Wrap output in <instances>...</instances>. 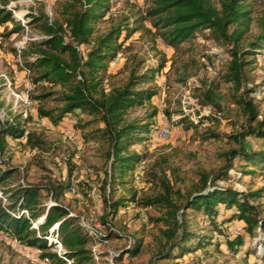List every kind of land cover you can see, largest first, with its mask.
I'll use <instances>...</instances> for the list:
<instances>
[{
	"label": "trees",
	"instance_id": "obj_1",
	"mask_svg": "<svg viewBox=\"0 0 264 264\" xmlns=\"http://www.w3.org/2000/svg\"><path fill=\"white\" fill-rule=\"evenodd\" d=\"M5 1L0 2V26L13 22L9 32L15 33L21 27L5 6ZM251 2L218 0L215 4L213 0H151L143 13L130 20L126 15L97 35L93 33V23L108 11L110 0H56L57 16L52 19L42 10L26 14L30 23L36 22L42 32L32 55L23 63L30 70L33 87L37 84L60 85L59 89L45 87L38 93H30L35 103L56 92L60 101L51 107L37 103L34 113L54 121L79 113L90 115L78 124L83 128L95 121L92 130L106 144L108 171L102 188L105 191L107 187L102 198L105 236L116 237L117 234L104 219L113 217L127 203L155 207L159 211L158 216L151 218L157 230L154 236L157 243L155 259L165 260L164 264H177L174 261L179 257L208 244L216 247L223 244L235 253L243 244L245 235L252 236L255 230L262 248L259 258L264 264V217L258 201L264 196V184L254 189L237 190L216 183L228 180L233 159L238 162L236 167L240 174L251 177L258 172L264 176V142L252 146L243 141L248 136L264 139V114L259 113L257 104L248 95L255 85H246L254 55L264 48V11L253 15ZM145 19L149 25H144ZM253 20L255 31L250 30ZM138 29L150 33L153 42L159 37L171 48H177L182 41L201 30H207L204 33L206 38L227 44L228 59L224 68L218 70L215 79H201L191 86V99L182 105L177 121L189 129L206 121L217 123L224 120L226 117L219 103V84L228 82L244 116V123L233 135L238 146L225 154L227 161L222 169L210 176L201 172L199 182L184 191L174 186L165 168L159 164L156 168L151 164L148 170L150 193L139 197L124 186L125 177L133 173L138 160L144 157L130 150V146L140 143L151 133V117L156 111L153 107L147 117L129 118L128 108L134 104L151 103L156 88L149 83L164 66L165 55L162 54L155 65H143V59L133 54V62L125 64L127 73L120 84L106 89L101 83L105 79L106 61ZM81 44L86 46L84 51L75 47ZM215 55V52L201 54L208 60ZM188 74L180 73L176 80L184 82ZM260 83L264 84V76ZM13 120L14 123L0 121V157L8 138L19 140L23 136L29 148L41 147L43 143L39 134L23 126L28 118L22 119L14 113ZM209 133L217 136L211 129ZM15 172V166L0 167V232L16 239L25 248L37 250L38 258L46 264H67L66 259L70 264H96L90 249L91 239L79 224L78 215H68L69 209L62 202L67 185L60 180L46 184H12ZM117 186L130 191V195L113 196ZM44 197L52 203H43ZM22 209L27 210V217L21 213ZM195 212L203 213L204 218L201 219L203 223L193 227L189 215ZM38 218L36 228L32 227L31 222ZM231 221L240 225V231L223 236L220 242L212 241V232L220 234L221 225ZM52 238L60 244L59 254L51 250L57 244ZM141 242V238H134L122 246L112 260L137 255ZM112 260L103 264H113Z\"/></svg>",
	"mask_w": 264,
	"mask_h": 264
},
{
	"label": "rangeland",
	"instance_id": "obj_2",
	"mask_svg": "<svg viewBox=\"0 0 264 264\" xmlns=\"http://www.w3.org/2000/svg\"><path fill=\"white\" fill-rule=\"evenodd\" d=\"M218 4V0H213ZM1 2V0H0ZM151 0H110L108 11L93 23L94 35L104 32L109 26L123 20L128 16L129 20L135 15L143 13ZM5 6L10 10L13 8L18 16L24 17L29 12L36 13L42 10L49 19L57 16L58 8L56 0H6ZM252 14L256 15L264 11V0H252L250 3ZM19 21V18H16ZM12 23H5L0 26V71L6 74L12 70H21L16 61L14 43L20 39L24 32L17 29V32H9ZM144 25H149L147 19ZM30 31L27 32L26 41L19 53V60L23 65L29 59L38 41L32 36L42 33L36 22H31ZM251 31H255L254 20L251 22ZM207 30L197 31L190 38L182 41L177 48L164 49V42L156 37L152 41L150 33L138 29L122 43L119 51L106 61L104 81L101 85L106 89L113 84H120L127 73V65L133 62L132 55L143 59V65H155L162 54L166 61L149 84L156 88V93L151 98V103L134 104L128 108L129 118L147 117V113L155 108L151 117L152 130L140 143L130 146L143 154L144 167L139 180L134 179V171L125 177V188H131L136 196H142L151 192L148 183V170L151 164L155 168L159 165L165 168L171 182L175 187L184 191L195 183L199 182L201 172L212 174L222 169L227 161L225 155L230 149H236L237 141L233 137L244 123V116L232 93L228 82H220L219 103L225 114V119L217 123L203 122L196 128L185 129L178 121L179 111L185 101L191 98V86L199 83L201 79L216 78L218 70L224 68L228 59L226 51L227 44L222 41H213L205 37ZM129 43V44H128ZM154 44V46H152ZM86 46L81 44L80 49L84 51ZM215 52L216 55L208 60L202 58V53ZM189 73L184 82L176 80L180 73ZM264 76V48L254 55L253 61L248 70L247 86L255 85L254 90L248 95L257 104L260 114H264V84L260 83ZM16 89H23V82L18 78L15 83ZM147 85V84H145ZM44 87V88H43ZM59 89L60 85L37 84L32 88L33 94L46 88ZM7 87L0 80V104H5ZM57 92L34 102V105L41 103L44 107H51L60 103L57 100ZM90 115L79 113L76 121L72 124L71 117H68L67 126L60 124L59 120L54 121L49 117H41L44 124H37L29 119L25 122L26 130H34L39 134L43 143L41 147L29 148L25 145L24 139H7V146L0 157V167L6 165L15 166L16 172L12 178L14 183L46 184L60 180L65 185V194L62 202L67 205L69 211L77 214L83 219H89L91 215L97 214L100 220V232L105 234L106 227L103 225V195L107 193V187L103 191L104 180L108 168V160L105 156V142L100 139L94 130L96 122L91 121L83 128L79 122L88 119ZM228 119V120H227ZM166 123L169 125V134L164 139H159L154 129ZM213 130L217 136L209 135ZM244 142L252 146L264 142L262 138L246 137ZM233 167L228 170L229 178L226 181L218 180V185H228L237 190L257 188L264 184V176L256 172L253 176L240 174L233 159ZM159 164V165H158ZM72 167L69 172V168ZM70 185L75 188V193L70 194L67 189ZM123 187L117 186L113 196L122 194L124 197L130 195ZM47 197L42 199L46 203ZM258 201L261 202V216L264 217V196ZM159 211L152 206L140 207L134 202L118 209L113 217H107L115 237H109L111 248L119 251L122 246L128 245L134 238H141V247L137 255L128 257L122 256L121 260H112L99 247L96 264H103L106 261H113V264H164L165 260H156L155 250L157 233L151 218L158 216ZM204 214L201 212L190 213V225L201 223ZM35 222V220H33ZM203 223V222H202ZM220 234L212 232V241L222 240L223 236L236 234L240 231V225L236 221L224 223L220 227ZM129 240V243H128ZM220 242V241H219ZM258 242V232L254 231L252 236L245 235L242 245L237 251L231 252L223 244L217 247L208 244L196 251L186 253L179 257L177 264H263L259 258L261 251ZM56 253L61 252L55 243L52 247ZM25 252L30 257L25 255ZM117 254V253H116ZM0 264H46L38 258V251L25 248L11 236L0 232Z\"/></svg>",
	"mask_w": 264,
	"mask_h": 264
},
{
	"label": "built area",
	"instance_id": "obj_3",
	"mask_svg": "<svg viewBox=\"0 0 264 264\" xmlns=\"http://www.w3.org/2000/svg\"><path fill=\"white\" fill-rule=\"evenodd\" d=\"M11 14L15 19L19 18L18 21L19 25L21 27V30L24 32V35L14 43L16 61L20 65L21 70L17 71L14 68L12 70V73L10 74H6L5 72L0 71V80L2 84H4L8 89L5 95V100H6L5 104H0V121L6 123H14L13 114L18 113L22 119L23 118H28V120L32 119L37 124L41 125L44 124V122L41 117L37 116L34 113V100L30 96L31 90L33 88V84L30 80V70L24 64L22 65L21 61L19 60V53L23 46V43L27 39L25 35H27V32L30 31L29 26L31 23L29 21L28 16L26 15L24 17L18 16L13 8L11 9ZM40 36H41L40 34L39 35L35 34L32 36V39H38ZM80 46L81 45H75L76 49L81 51ZM169 48L170 45L164 43V49H169ZM18 78H20V80L23 82L24 85L23 89H16L15 83L18 80ZM76 119L77 116H72L71 123L73 124L76 121ZM154 133L159 139L166 138L169 134V125L164 123L159 127H156L154 129ZM21 138H23V136ZM144 162H145L144 158H140L135 166L134 179L136 181L139 180L140 176L142 175ZM67 192L70 194L75 193L74 186L70 185L69 188L67 189ZM51 203L52 201L48 198L45 204H51ZM21 213H23L26 217L28 216V212L26 209H22ZM67 214L72 215L73 213L68 210ZM38 220L39 218L35 220V222L33 221L31 222L32 227L36 228V222ZM78 222L81 226H83V228L86 230L87 235L91 239L90 249L94 258H96L99 247H104V251L107 253L109 258H111L112 256L116 255V253H118L117 250H113L110 246L112 240H110L109 237L105 236V234L100 232L99 228L101 224H100L99 216L97 214L91 215L88 220L78 216ZM52 240L57 242V246L60 249L59 242L55 238H52ZM25 255L30 257L27 252H25ZM66 262L67 264H70L69 260L67 259Z\"/></svg>",
	"mask_w": 264,
	"mask_h": 264
},
{
	"label": "crops",
	"instance_id": "obj_4",
	"mask_svg": "<svg viewBox=\"0 0 264 264\" xmlns=\"http://www.w3.org/2000/svg\"><path fill=\"white\" fill-rule=\"evenodd\" d=\"M68 117H63L59 120L60 124L67 126Z\"/></svg>",
	"mask_w": 264,
	"mask_h": 264
},
{
	"label": "water",
	"instance_id": "obj_5",
	"mask_svg": "<svg viewBox=\"0 0 264 264\" xmlns=\"http://www.w3.org/2000/svg\"><path fill=\"white\" fill-rule=\"evenodd\" d=\"M262 249V248H261Z\"/></svg>",
	"mask_w": 264,
	"mask_h": 264
}]
</instances>
